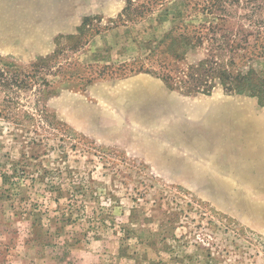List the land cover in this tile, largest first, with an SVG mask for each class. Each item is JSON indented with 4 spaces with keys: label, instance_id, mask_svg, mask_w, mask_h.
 <instances>
[{
    "label": "rangeland",
    "instance_id": "rangeland-1",
    "mask_svg": "<svg viewBox=\"0 0 264 264\" xmlns=\"http://www.w3.org/2000/svg\"><path fill=\"white\" fill-rule=\"evenodd\" d=\"M134 2L0 0V264H264V104L136 71L209 16Z\"/></svg>",
    "mask_w": 264,
    "mask_h": 264
},
{
    "label": "trees",
    "instance_id": "trees-1",
    "mask_svg": "<svg viewBox=\"0 0 264 264\" xmlns=\"http://www.w3.org/2000/svg\"><path fill=\"white\" fill-rule=\"evenodd\" d=\"M246 1L254 3L249 13L228 10L229 6L241 8L244 0H186L188 13L209 16L208 22L173 27L159 43L157 55H163L159 66L145 68L140 64L136 71L152 72L171 89L186 94H210L220 85L227 93L255 97L259 104H264V75L252 66L253 61L264 58V29L258 26V9L262 3ZM136 5L134 0H127L119 18L142 17L145 12ZM142 5L146 7L145 2ZM235 20L241 24L230 28L228 25ZM252 23L257 28L251 30ZM196 51L203 54L202 57L186 62L189 54ZM238 55L248 61L245 67L235 68Z\"/></svg>",
    "mask_w": 264,
    "mask_h": 264
}]
</instances>
